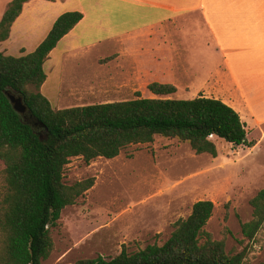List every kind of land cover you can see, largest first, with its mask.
I'll use <instances>...</instances> for the list:
<instances>
[{
	"label": "trees",
	"instance_id": "1",
	"mask_svg": "<svg viewBox=\"0 0 264 264\" xmlns=\"http://www.w3.org/2000/svg\"><path fill=\"white\" fill-rule=\"evenodd\" d=\"M28 0H11L0 20V41ZM83 17L80 11L60 14L31 52L12 56L0 51V160L4 164L0 194V264H41L53 240L61 210L94 183L93 177L66 184L63 169L71 157L85 163L111 159L133 144L151 143L156 135L187 142L196 154L216 156L212 137L251 147L246 124L220 99L137 97L133 99L53 108L40 92L46 79L43 63L57 42ZM106 61L105 59L101 60ZM154 95L175 92L172 84L151 82ZM5 90L20 94L34 120L26 123ZM251 218L241 222L242 235L252 239L264 225V188L249 200ZM214 203L201 199L190 214L173 223L162 245L149 244L117 256L84 258L70 264H242L245 249L231 254L223 240H213L204 226ZM258 264H264V260Z\"/></svg>",
	"mask_w": 264,
	"mask_h": 264
},
{
	"label": "rangeland",
	"instance_id": "2",
	"mask_svg": "<svg viewBox=\"0 0 264 264\" xmlns=\"http://www.w3.org/2000/svg\"><path fill=\"white\" fill-rule=\"evenodd\" d=\"M28 31L1 41L0 51L12 56L31 52L43 33ZM107 48L104 42L65 57L60 81L58 73L50 74L46 63L50 77L41 93L53 108L133 99L137 90L141 97L151 96L144 83L132 78L127 84L98 90L104 98L89 99L82 93L78 99L64 98L67 104L58 105V91L70 85L85 87L94 70L93 61ZM76 62L83 65L76 66ZM212 139L216 156L196 154L187 142L156 135L153 142L129 145L111 159L98 157L85 163L81 157H71L64 166L63 181L71 184L93 177L94 183L74 204L61 210L58 225L50 229L53 248L41 264H70L97 256L109 259L122 250L132 253L149 244L162 245L173 223L187 217L193 203L201 199L214 203L204 226L211 238L223 240L225 251L231 254L245 249L242 264L262 262L264 225L247 239L240 224L251 218L249 200L264 188V146H235ZM3 168L0 160V194Z\"/></svg>",
	"mask_w": 264,
	"mask_h": 264
},
{
	"label": "crops",
	"instance_id": "3",
	"mask_svg": "<svg viewBox=\"0 0 264 264\" xmlns=\"http://www.w3.org/2000/svg\"><path fill=\"white\" fill-rule=\"evenodd\" d=\"M10 1L0 0V20ZM67 11H80L83 17L44 60L40 92L50 77L46 63L60 81L65 57L104 42L108 48L98 56L106 61H93L85 87L58 91L59 106L67 104L64 98L72 102L82 93L104 98L98 90L134 78L144 83L149 97L220 99L246 124L251 147L264 146V0H28L8 38L36 29L43 37L35 49ZM151 82L172 84L176 90L154 95L147 88Z\"/></svg>",
	"mask_w": 264,
	"mask_h": 264
},
{
	"label": "water",
	"instance_id": "4",
	"mask_svg": "<svg viewBox=\"0 0 264 264\" xmlns=\"http://www.w3.org/2000/svg\"><path fill=\"white\" fill-rule=\"evenodd\" d=\"M4 92L13 109L22 116L26 123H31V121L34 120V117L30 109L24 104L22 96L10 90H5Z\"/></svg>",
	"mask_w": 264,
	"mask_h": 264
}]
</instances>
